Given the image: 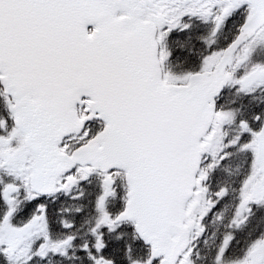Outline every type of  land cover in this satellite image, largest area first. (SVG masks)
Instances as JSON below:
<instances>
[{
  "label": "snow or ice",
  "instance_id": "snow-or-ice-1",
  "mask_svg": "<svg viewBox=\"0 0 264 264\" xmlns=\"http://www.w3.org/2000/svg\"><path fill=\"white\" fill-rule=\"evenodd\" d=\"M0 264H264V0H0Z\"/></svg>",
  "mask_w": 264,
  "mask_h": 264
}]
</instances>
